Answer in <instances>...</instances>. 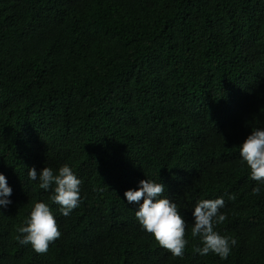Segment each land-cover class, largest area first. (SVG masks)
<instances>
[{
	"label": "trees",
	"instance_id": "1",
	"mask_svg": "<svg viewBox=\"0 0 264 264\" xmlns=\"http://www.w3.org/2000/svg\"><path fill=\"white\" fill-rule=\"evenodd\" d=\"M257 127L264 0H0V172L13 188L0 264H264V189L253 194L238 147ZM63 163L82 180L68 216L27 176ZM147 177L186 219L183 257L123 199ZM219 196L227 259L193 252L191 208ZM36 201L61 231L46 253L16 239Z\"/></svg>",
	"mask_w": 264,
	"mask_h": 264
},
{
	"label": "clouds",
	"instance_id": "2",
	"mask_svg": "<svg viewBox=\"0 0 264 264\" xmlns=\"http://www.w3.org/2000/svg\"><path fill=\"white\" fill-rule=\"evenodd\" d=\"M240 164L248 167L249 176L257 181L252 189L259 195L264 189V127L252 129L250 134L238 145ZM29 181H37L39 188L52 192L50 200L59 205L62 215L68 216L81 202L82 180L68 163L57 169L44 166L39 171L35 166L28 167ZM147 176V175H146ZM166 185L146 178L138 181L136 187L124 191L123 199L135 209V217L142 230L150 233L158 244L169 250L172 256L183 257L188 239L186 238L187 222L177 202L164 195ZM12 186L7 176L0 172V211L6 210L13 203ZM229 199H234L229 196ZM225 206L223 196L202 198L191 208V235L199 237L200 244L193 252L206 256L212 252L221 259H227L235 239L222 235L215 230V225L226 220V214L220 211ZM17 241L21 245H31L37 253H46L50 243L61 236L56 217L48 203L36 201L26 222L18 228Z\"/></svg>",
	"mask_w": 264,
	"mask_h": 264
}]
</instances>
